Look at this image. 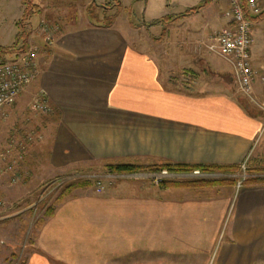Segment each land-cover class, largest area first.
<instances>
[{"label":"crops","instance_id":"obj_1","mask_svg":"<svg viewBox=\"0 0 264 264\" xmlns=\"http://www.w3.org/2000/svg\"><path fill=\"white\" fill-rule=\"evenodd\" d=\"M198 2L162 0L173 14L204 4L166 24L161 55L137 48L136 28L120 16L109 26L67 27L37 54L40 73L23 94L44 91L53 113L36 129L41 138L23 167L38 179L94 172L104 188L68 184L25 264H264V184L234 195L231 182H176L190 172L156 184L153 172L104 167L215 166L208 174L220 180L256 155L264 113L240 93L227 60L190 48L227 26L229 0ZM252 20L254 92L264 99V16ZM174 61L184 75L201 68L212 77L176 79Z\"/></svg>","mask_w":264,"mask_h":264},{"label":"rangeland","instance_id":"obj_2","mask_svg":"<svg viewBox=\"0 0 264 264\" xmlns=\"http://www.w3.org/2000/svg\"><path fill=\"white\" fill-rule=\"evenodd\" d=\"M24 1L0 0V44L11 45L14 42L16 34L20 31L18 21L20 20L22 7L24 10L26 8ZM31 1L37 5L40 12L34 13L29 18L30 20L33 17L37 18L33 22L31 21L28 24L26 23L27 20L25 21L24 29L28 34L27 49L34 46L36 48V54H43L49 48V45L53 44L56 33L64 31L67 27L87 24L105 25V22L110 20H112V25L116 18L120 16L119 20H124L136 28V34L132 41H134V45L137 48L144 49L154 55H161L167 52L168 49L166 40L164 39L166 24L174 21L169 20L170 16L174 17L179 15L173 14L175 12H173L172 6H163L162 0H150L148 3L146 0H119L120 6L117 7L110 6L117 4L118 0ZM196 1L199 3L198 0ZM93 2L102 4L100 6H94L91 5ZM261 3L264 8V0ZM102 5L110 8H103ZM263 16L264 12L262 14ZM162 19L163 21H161ZM144 22L150 23L152 27L143 26ZM262 25L264 26V23ZM219 30L213 31L209 36H213ZM29 38L33 39V42H29ZM205 39L207 38L192 42L190 48L194 46V48L199 50L201 47L200 50H202L203 44L200 43ZM189 43L191 42L189 41ZM43 44H45L44 47H42ZM14 54L8 57H12ZM173 64L175 67H173L174 71H172V75L176 79L183 77L184 82H188V79H193V77L197 79H211L212 77L210 72L206 71L205 73L201 68L199 74H197L198 76L184 75L181 72L182 67H178L175 61ZM177 74L178 76H176ZM38 75L25 86L22 92L12 102L0 107V194L3 199V205L0 208V264L25 263L26 254L33 241L36 230L49 209H52L56 205L57 198L68 184L74 181H93V183L98 181L97 177L92 176L96 173L86 174L84 172L82 174L79 171L72 174H60L49 178L38 179L34 178L23 167L29 149L33 147L32 145L36 140L41 138L39 133L36 132V129L42 127L40 124L46 123V118L53 113V108L49 100L47 101L52 108L49 112L39 111L35 106L40 101L39 98L42 90H37L28 95L23 94L27 87L33 85ZM165 79L167 78L165 77ZM21 95L24 97L22 98ZM263 135L260 137V141L256 147V155L252 159L244 162V168L240 165L236 170H231L229 174L232 176H224L225 178L214 180L215 176L209 175L208 173H215L216 171H203L200 169L202 172L201 176L190 178H187V176L180 177L175 179L177 180L176 182L184 185H188L189 182H196L197 180L205 181V184L231 182L234 185L232 189L235 195L236 191L243 187L249 178L264 177ZM108 166L105 165L104 167L109 170ZM107 170H99V173L102 174L107 172ZM109 172L112 171L109 170ZM137 172L146 171L138 170ZM85 175L89 177L85 179ZM216 177L221 176L216 175ZM58 179H66L65 184L60 187L55 186L54 181ZM169 180H172V178L165 179L163 182ZM29 184H34V187H30Z\"/></svg>","mask_w":264,"mask_h":264},{"label":"built area","instance_id":"obj_3","mask_svg":"<svg viewBox=\"0 0 264 264\" xmlns=\"http://www.w3.org/2000/svg\"><path fill=\"white\" fill-rule=\"evenodd\" d=\"M261 2L262 0H229V7L224 12L227 26L213 36L202 40L200 44H203L202 50L219 56L231 64L240 93L264 113V99L257 98L254 92L256 71L253 68L251 56L253 44L252 17L255 18L262 13ZM246 12H248L249 16L246 15ZM38 65L34 46L26 51L15 53L12 57H7L5 60L0 59V107L12 102L25 86L37 77L39 72ZM262 69L264 71V54ZM39 100L35 105L37 110L42 112L52 110L45 92H41ZM244 166L245 163L242 164L243 168ZM175 174L177 173L163 168L149 176L154 183L160 184L165 179L176 177L177 175ZM201 175L200 169H194L189 173V176L194 177ZM65 182L66 179H58L54 181V184L60 187ZM96 185L97 191H101L104 188L100 180L96 182ZM2 205L3 199L0 194V208Z\"/></svg>","mask_w":264,"mask_h":264},{"label":"trees","instance_id":"obj_4","mask_svg":"<svg viewBox=\"0 0 264 264\" xmlns=\"http://www.w3.org/2000/svg\"><path fill=\"white\" fill-rule=\"evenodd\" d=\"M26 4V8L23 11L22 17L21 19L18 21L19 25H20V31L16 34V38L14 40V42L9 45V46H3L0 45V59L5 60L9 55L13 54V53H19V52H23L27 50V39H28V34L26 32V30L24 29L25 26V21L28 20L31 16L34 15V13H39L40 9L37 8V5L34 4L33 1L31 0H25L24 1ZM204 3L197 5L195 7L192 8H188L186 11L180 13L179 15L176 16H170L169 20H175V19H179L181 17H184L190 13L196 12L198 11ZM91 5L94 6H100L97 3L93 2L91 3ZM112 6H120V2L118 0L117 4H112L110 7ZM103 8H110L108 6H104L102 5ZM264 11H262V13L257 16V17H261V15L263 14ZM246 15L249 16L248 12H246ZM254 17H252L253 19ZM163 21V19L161 20ZM112 20L105 22L106 26L111 25ZM159 22V21H158ZM163 168H166L170 171L173 172H191L193 171L195 168L192 166H171L168 164H163V165H158V166H136V165H130V164H115V165H109L108 169L112 172H137L138 170H143L146 172H156L159 171ZM219 167H215V166H202L201 170L203 171H216L218 170ZM237 168H232V170H236ZM264 170V169H263ZM192 183H197V184H205V181H199L197 180L196 182H192ZM255 183H259V184H264V177L263 178H249L246 184H255ZM59 197L57 198V202H59ZM53 209H49V211L46 213V215H51L53 213ZM25 264V263H23Z\"/></svg>","mask_w":264,"mask_h":264}]
</instances>
